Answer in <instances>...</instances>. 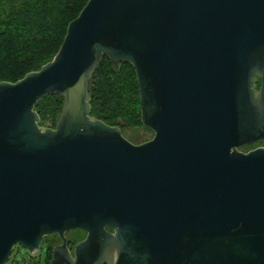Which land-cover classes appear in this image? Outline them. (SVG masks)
Returning a JSON list of instances; mask_svg holds the SVG:
<instances>
[{
	"label": "water",
	"instance_id": "95a60500",
	"mask_svg": "<svg viewBox=\"0 0 264 264\" xmlns=\"http://www.w3.org/2000/svg\"><path fill=\"white\" fill-rule=\"evenodd\" d=\"M104 58L133 68L151 140L91 116ZM261 140L264 0H88L51 61L0 82V264L52 235L49 264H264V147L239 151Z\"/></svg>",
	"mask_w": 264,
	"mask_h": 264
},
{
	"label": "trees",
	"instance_id": "16d2710c",
	"mask_svg": "<svg viewBox=\"0 0 264 264\" xmlns=\"http://www.w3.org/2000/svg\"><path fill=\"white\" fill-rule=\"evenodd\" d=\"M88 0H0V82L15 83L38 71L57 53L66 33ZM91 116L108 126H143L140 121L138 85L128 63L112 65L103 59L90 83ZM62 106L59 96L39 100L35 111L39 125L53 128ZM148 130V128H147ZM264 146V140L255 144ZM252 146H244L250 149ZM84 237V233L75 230ZM45 237L47 260L55 243ZM79 237L76 236V240ZM58 242V240L56 239ZM48 264V263H46Z\"/></svg>",
	"mask_w": 264,
	"mask_h": 264
},
{
	"label": "rangeland",
	"instance_id": "374dc122",
	"mask_svg": "<svg viewBox=\"0 0 264 264\" xmlns=\"http://www.w3.org/2000/svg\"><path fill=\"white\" fill-rule=\"evenodd\" d=\"M122 135L126 140H128L132 144H141L151 140L153 137V132L150 129L147 130V128L144 126H139L134 128L127 127L122 131ZM248 150L249 149H243L239 151L246 152ZM73 232L74 231L70 232V234L67 235V239H69L71 243H74L82 239V236H80L78 232L77 234L76 233L73 234ZM76 236L79 237L77 240H76ZM50 237H51L50 241L56 243V237L55 236H50ZM43 250L44 249L41 248V250H39L34 256H32L29 255L28 252H26L24 249L15 246L11 252L9 261L6 264H45L44 262L45 252ZM37 260H39L40 263L34 262Z\"/></svg>",
	"mask_w": 264,
	"mask_h": 264
},
{
	"label": "flooded vegetation",
	"instance_id": "af4514ba",
	"mask_svg": "<svg viewBox=\"0 0 264 264\" xmlns=\"http://www.w3.org/2000/svg\"><path fill=\"white\" fill-rule=\"evenodd\" d=\"M257 89H258V87H256ZM255 145V144H254ZM257 147H261V146H254V147H251L248 151H250V150H252V149H255V148H257ZM243 148V147H242ZM242 148H240L239 150H242ZM248 151H246V152H248ZM246 152H243V153H246ZM68 234H70V233H68ZM67 234V235H68ZM67 235H66V239H67ZM52 236H55L56 237V239L58 240V242L56 241V243L55 244H53L52 246H51V248H50V250H49V256H50V252H51V249L54 247V246H56V245H59L60 244V240L58 239V237L56 236V235H52ZM84 237H85V234H84ZM84 237L81 239V240H83L84 239ZM81 240H78V241H76V242H74V243H71V241L69 240V239H67V247H68V250H69V252H70V254L71 255H73V247H74V244L75 243H77V242H79V241H81ZM43 241H44V238L42 239V242H41V245H40V247H39V250H41V248H43L44 250V252H45V260H44V262H45V264L46 263H48L49 264V261L47 260V255H46V248L43 246ZM38 250V251H39ZM37 251V252H38ZM36 252V253H37ZM35 253V254H36ZM34 254V255H35ZM34 255H32V256H34ZM34 260H36V259H34ZM35 263L37 262V263H40V261L39 260H37V261H34Z\"/></svg>",
	"mask_w": 264,
	"mask_h": 264
}]
</instances>
